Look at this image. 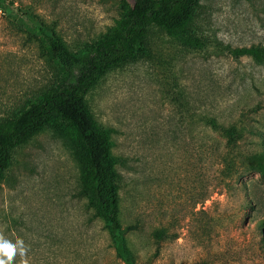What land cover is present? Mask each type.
<instances>
[{
	"label": "rangeland",
	"instance_id": "rangeland-1",
	"mask_svg": "<svg viewBox=\"0 0 264 264\" xmlns=\"http://www.w3.org/2000/svg\"><path fill=\"white\" fill-rule=\"evenodd\" d=\"M132 2L3 0L0 130L62 77L27 19L80 53ZM186 32L192 44L150 27L84 95L109 142L120 237L142 264H264V56L230 54L264 47V0H198ZM88 180L73 135L43 125L0 181V235L23 240L29 264H126Z\"/></svg>",
	"mask_w": 264,
	"mask_h": 264
},
{
	"label": "trees",
	"instance_id": "trees-1",
	"mask_svg": "<svg viewBox=\"0 0 264 264\" xmlns=\"http://www.w3.org/2000/svg\"><path fill=\"white\" fill-rule=\"evenodd\" d=\"M198 0H133L93 44L73 53L54 32L31 22L29 31L44 43L49 56L59 65L62 77L41 90L14 117L10 127L0 130V181L10 165L12 152L43 125L61 122L73 135L87 159L86 189L99 214L116 236L118 254L126 264L139 263L124 247L117 218L113 160L106 135L95 124L84 95L105 74L110 65L133 58L150 27H157L185 44H192L186 32ZM3 0H0V6ZM237 60L242 55L261 59L264 47L230 50ZM264 167L263 164H259ZM193 264H207L197 262Z\"/></svg>",
	"mask_w": 264,
	"mask_h": 264
},
{
	"label": "clouds",
	"instance_id": "clouds-1",
	"mask_svg": "<svg viewBox=\"0 0 264 264\" xmlns=\"http://www.w3.org/2000/svg\"><path fill=\"white\" fill-rule=\"evenodd\" d=\"M28 248L24 241L17 239L15 243L0 235V264H12L17 255L20 256V264H29L27 257Z\"/></svg>",
	"mask_w": 264,
	"mask_h": 264
}]
</instances>
